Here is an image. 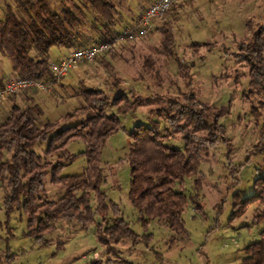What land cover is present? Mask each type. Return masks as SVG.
<instances>
[{"label": "rangeland", "instance_id": "rangeland-1", "mask_svg": "<svg viewBox=\"0 0 264 264\" xmlns=\"http://www.w3.org/2000/svg\"><path fill=\"white\" fill-rule=\"evenodd\" d=\"M113 1L117 4L114 30L118 34L123 25L137 19L136 15L154 0ZM72 3L85 14V27L81 29L90 39H96L95 31L84 21L96 30L100 25L84 0H44L25 9L12 0H1L0 21L4 20L7 8L29 24L37 20L41 5L58 12L65 7L73 9ZM166 21L171 23L173 35L168 48L161 44L157 28L164 22L160 20L146 37L117 45L94 61L75 66L66 76L50 79V92L32 89L37 93L33 100L27 99L24 92L19 99H7L0 104V124L7 121L12 105L25 109L37 103L41 111L37 124L43 126L87 108L81 95L84 88L102 90L110 100L124 95L132 107L119 115L118 131L106 140L101 151V191L107 198V208L117 205L125 223L139 239L114 240L110 229L112 211L109 207L107 217L102 218L96 212L97 202L92 194L89 223L62 220L56 223L54 231L32 236L28 216L22 210L15 208L6 214V191L4 182H0V264H240L245 257L244 248L259 240L264 230V199L248 203L244 213L237 217L233 213L240 202L254 196L255 180L264 178V113L259 104L264 100L255 90H249L248 68L237 59L241 46L264 29V0H187ZM65 52V48L51 47L49 62L60 60ZM6 66L8 73H15L8 61ZM179 66L188 71L191 88L180 76ZM189 93L194 94L195 102L202 108L220 113L218 123L224 128V135L202 155L198 176L175 186L187 197L182 215L185 232L177 234L155 220L143 227L139 213L128 199L129 135L138 124L164 133L168 129L171 135L167 144L177 150L183 149V135L211 139L205 131L194 133L187 121L171 129L156 112L169 109L167 103L171 99L183 105L184 96ZM115 112V108L106 109L107 114ZM76 115L74 123L86 117ZM169 115H173L172 110ZM45 147L41 144L36 150L40 152ZM67 152L76 158L60 175L81 173L86 165L82 155L85 145L73 141ZM7 158L5 155L2 161ZM198 178L200 187L196 189ZM43 183L44 193L30 212L36 213L34 219L41 217L40 207L57 203L64 195L50 176ZM98 236L103 237L104 244Z\"/></svg>", "mask_w": 264, "mask_h": 264}, {"label": "trees", "instance_id": "trees-1", "mask_svg": "<svg viewBox=\"0 0 264 264\" xmlns=\"http://www.w3.org/2000/svg\"><path fill=\"white\" fill-rule=\"evenodd\" d=\"M12 1L25 9L44 0ZM186 1L174 5L161 19L164 23L157 30L160 29L164 48H168L173 39L172 25L166 18L176 13L178 7ZM84 2L100 25L96 30L84 21L95 31L96 39H90L85 29H81L85 27V14L74 3L73 9L65 7L58 12L41 5V13L36 15L37 20L33 19L29 24L19 20L11 9H6L4 20L0 21V53L8 59L17 77L27 81L48 82L55 78L48 65L51 47L79 49L113 40L118 15L116 2ZM237 59L248 68L249 90H255L264 100V29L258 30L250 43L241 46ZM179 74L187 80V87L191 88L188 71L179 66ZM82 91L81 95L88 107L76 110V114L86 116L76 123L74 119H77V115L67 114L61 121L38 126L37 118L41 111L36 104L25 109L11 106L7 121L0 124V182H4L6 191V214H10L15 208L22 210L28 216V228L32 236L54 231L56 223L62 220H82L86 225L92 217V194L97 202L96 212L102 218L107 217L109 207L112 211L111 237L114 240L128 237L135 242L138 235L125 223L118 206L110 204L111 202L107 203L110 204L108 208L105 205L107 198L101 191L104 182L103 163L100 159L106 140L119 129V115L128 113L132 106L124 95H117L110 100L102 90L84 88ZM9 99L15 101L17 96ZM184 101L186 103L180 105L178 101L171 99L167 103L169 109H159L156 112H159V116L163 117L171 129L177 128L179 122L187 121L194 133L205 131L211 139L201 140L195 135H183V149L177 150L167 144L171 135L168 129L164 133L138 124L129 135L127 155L130 170L128 199L139 213L143 227L155 220L177 234L185 232L182 215L187 197L181 190L175 189V186L185 179L198 176L202 155L208 148L215 147L219 138L224 135V128L218 123L220 113L217 110L213 109L212 112L211 109L202 108L195 102L193 93L185 95ZM259 104L264 113V102ZM108 107L115 108L116 112L107 114ZM171 110L173 115H169ZM73 141H81L85 145L82 155L86 165L79 174L61 176L62 169L76 158L67 152L68 144ZM221 142L224 143L223 140ZM41 144L46 147L37 152L36 148ZM5 155L8 158L3 162ZM47 176L64 191V195L57 203H45L39 208L38 214L41 217L34 219L33 215L36 213L30 212L36 200L44 193L43 179ZM254 186V196L240 202L233 217L243 214L248 203L264 199V178L258 177ZM199 187L198 178L195 188ZM98 237V241L104 244L103 237ZM146 241H149V237ZM244 254L240 264H264V230L257 242L244 248Z\"/></svg>", "mask_w": 264, "mask_h": 264}, {"label": "built area", "instance_id": "built-area-1", "mask_svg": "<svg viewBox=\"0 0 264 264\" xmlns=\"http://www.w3.org/2000/svg\"><path fill=\"white\" fill-rule=\"evenodd\" d=\"M183 0H154L145 11L123 30L116 34L113 40L92 44L79 49H69L68 53L56 62H48L50 71L55 78H62L75 66L94 61L99 56L110 52L122 43H130L146 37L156 22L177 3ZM52 83L23 80L19 77L11 78L0 85V103L12 96H18L22 91L38 90L51 91Z\"/></svg>", "mask_w": 264, "mask_h": 264}, {"label": "crops", "instance_id": "crops-1", "mask_svg": "<svg viewBox=\"0 0 264 264\" xmlns=\"http://www.w3.org/2000/svg\"><path fill=\"white\" fill-rule=\"evenodd\" d=\"M194 1H195V0H194ZM183 5H184V3H183ZM141 14H142V13H139L138 15H136V18H138ZM123 27H124V25H123ZM123 27H122V29H123ZM85 33H86V31H85ZM86 34H87V33H86ZM68 50H69V49H66V52L63 53V54L59 57V59H61L63 56H65V55L68 53ZM48 58H49V54H48ZM57 59H58V58H57ZM7 61H8V59L0 53V85H2L5 81H7V80H9V79L14 78V77L17 76L15 73H12V71H11L10 73L7 72V69H6V67H7V66H6V62H7ZM49 61H50V59H48V62H49ZM8 62H9V61H8ZM9 66H10V70H11L12 68H11L10 63H9ZM24 92L26 93V97H27V99L33 100L34 97L36 98L37 93L34 92V90H26V91H24ZM24 92H22V93H24ZM20 95H21V94H19V95L17 96V99H19V96H20ZM34 95H35V96H34ZM5 101H6V100H5ZM5 101H3V102H5ZM0 104L2 105L3 103L1 102ZM34 104L37 105V103H34Z\"/></svg>", "mask_w": 264, "mask_h": 264}]
</instances>
